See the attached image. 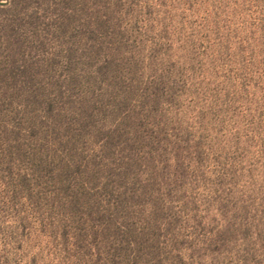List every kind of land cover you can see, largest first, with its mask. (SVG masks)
I'll list each match as a JSON object with an SVG mask.
<instances>
[{
	"label": "rangeland",
	"instance_id": "1",
	"mask_svg": "<svg viewBox=\"0 0 264 264\" xmlns=\"http://www.w3.org/2000/svg\"><path fill=\"white\" fill-rule=\"evenodd\" d=\"M0 264H264V0H0Z\"/></svg>",
	"mask_w": 264,
	"mask_h": 264
}]
</instances>
